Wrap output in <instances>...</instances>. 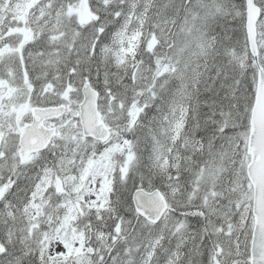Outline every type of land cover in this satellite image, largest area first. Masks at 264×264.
I'll return each instance as SVG.
<instances>
[{
  "label": "snow or ice",
  "instance_id": "6c2138e0",
  "mask_svg": "<svg viewBox=\"0 0 264 264\" xmlns=\"http://www.w3.org/2000/svg\"><path fill=\"white\" fill-rule=\"evenodd\" d=\"M0 264H264V0H0Z\"/></svg>",
  "mask_w": 264,
  "mask_h": 264
}]
</instances>
